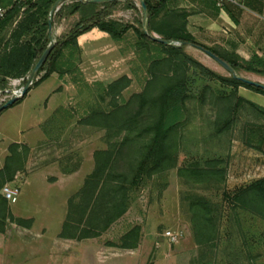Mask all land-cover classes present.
I'll list each match as a JSON object with an SVG mask.
<instances>
[{
    "label": "rangeland",
    "instance_id": "1",
    "mask_svg": "<svg viewBox=\"0 0 264 264\" xmlns=\"http://www.w3.org/2000/svg\"><path fill=\"white\" fill-rule=\"evenodd\" d=\"M119 1L108 19L144 30V16L139 1ZM93 3L90 12L103 8L102 3ZM236 3L245 5L246 2L237 0ZM74 4V0H65L53 13L48 33L54 43L60 42L81 20L82 12L90 8L89 5H83L80 8L82 12L70 13ZM61 6L62 9L58 11ZM22 19L21 11L0 28L1 55L7 54L16 47L17 42L26 39L15 36ZM93 29L94 41L91 44L83 49L67 46L62 50L58 67L67 70V73L56 75L60 80L48 81L39 89L45 92L46 89L54 88L62 92L53 112L43 116L41 125L50 143L46 159L53 164L54 169L34 174L37 168H33L37 165H33L32 154L29 153L28 167L7 183L18 190L16 195L7 200L10 212L15 217L31 219V226V217H35L36 222L32 228L7 223L5 232L0 234V264H264V222L246 212H240L235 217L222 201L224 189L248 183L264 174V155L259 153L264 120L249 106L243 105L231 129L217 133L213 123L214 106L208 103V98L202 104L199 94L205 85L215 92L224 90L229 93L231 88L201 77L192 70L189 72L191 79L187 103L189 117L182 129L177 165L162 175L146 180L131 192L127 212L95 243L97 247L106 245L111 248H103L99 252H74L67 242L52 240L59 231L60 222L68 210V200L74 194L77 183L60 181L61 187L51 188L48 187L51 179L55 180L59 173L65 174V170L73 172L79 169L80 175L90 173L94 168V152L107 147L105 131L87 124L85 118L94 108H108L110 98L105 97V88L123 75L131 81L122 91L120 100H127L131 95L141 92L146 79L145 66L150 58L158 54L153 49L146 52L145 48L137 47V38L132 29L120 41H113L106 33ZM233 37L241 40L238 42L243 49L257 43L263 47L259 56L253 55L248 59L235 54L240 62L250 61L255 56L264 60V16H259L256 33L243 32L242 36L235 34ZM184 51L212 71L229 76L224 68L199 48L185 45ZM216 52L224 56L221 51ZM255 65L261 68L256 62ZM15 71L10 70L6 80L18 78L11 77ZM236 73L243 78L264 83L262 74L246 70ZM32 94L33 99L39 101L41 93ZM237 95L259 105V93L239 87ZM27 104L28 107L23 106V109L7 107L0 112V157L7 145L24 139L32 140L37 135L38 129L27 130L33 111L32 105ZM34 110L37 111V108ZM259 124L263 125L262 130H259ZM20 130L23 131L22 135ZM212 158L220 159L225 169V182L221 185H194L177 175L180 166L195 161L203 163ZM195 196L205 197L221 214L217 220L218 239L212 244L200 245L195 240L189 211V202ZM134 226L140 228L136 250H122L109 245L120 243L122 235ZM166 231H170L176 240L165 237L163 234ZM40 234L41 237L36 238Z\"/></svg>",
    "mask_w": 264,
    "mask_h": 264
},
{
    "label": "trees",
    "instance_id": "2",
    "mask_svg": "<svg viewBox=\"0 0 264 264\" xmlns=\"http://www.w3.org/2000/svg\"><path fill=\"white\" fill-rule=\"evenodd\" d=\"M54 2L55 0H27L22 4L14 3L8 8L0 28L22 11L23 19L17 26L15 36L26 39L17 42L14 51L1 55V86H6L10 70H16L11 77L26 76L49 44L47 15ZM119 2H103L101 10L90 12L94 5L92 1L83 3L74 0L70 13L81 11L83 5H89L90 8L85 12L81 11V20L60 42L54 43L32 86L38 85L52 73L65 75L67 70L58 67L62 50L67 46L77 48V37L93 28L106 33L113 41H120L132 29L137 38V47L145 48L146 52L153 49L158 53L145 66L146 79L141 92L131 95L127 100H120L122 91L131 81L128 76L123 75L105 88V97L110 98L108 108H94L85 118L87 124L105 131L107 147L94 152L93 170L85 177L82 187L68 200L67 214L59 233L63 238L80 240L100 236L127 212L132 191L142 186L146 180L176 167L182 129L189 117L187 103L191 70L201 77L231 88L229 93L224 90L215 92L205 85L199 94L202 104L208 98V103L214 106L213 123L217 133L231 129L243 105L249 106L264 120V107L237 95L239 87L262 95L264 90L231 75L226 77L212 71L185 53L184 46L192 45L210 50L229 63L235 72L246 70L264 75L263 59L255 56L242 63L235 54L221 57L215 49L198 43L187 31V13L169 9L167 0L155 3L144 0L147 7L144 30L108 19L111 10ZM131 7L135 8L132 4ZM153 34L170 40L171 44L165 45L152 39ZM255 62L261 68H257ZM23 98L9 107L20 103ZM262 126L259 124V130L263 129ZM263 137L264 135L259 138V150ZM7 151L0 163V233L5 232L9 222L26 228L32 223L31 219L15 217L1 194L3 185L12 182L23 171L30 149L25 144L11 143ZM177 175L194 185H221L225 182V169L218 158L180 166L177 168ZM222 201L235 217L240 212H246L264 222V175L248 183L224 189ZM189 211L196 242L200 245L214 243L219 233L217 220L221 214L218 208L205 197L195 196L189 202ZM139 239L140 228L134 226L122 235L120 243L113 245L122 249H135Z\"/></svg>",
    "mask_w": 264,
    "mask_h": 264
},
{
    "label": "crops",
    "instance_id": "3",
    "mask_svg": "<svg viewBox=\"0 0 264 264\" xmlns=\"http://www.w3.org/2000/svg\"><path fill=\"white\" fill-rule=\"evenodd\" d=\"M149 1L151 3H155L159 0ZM236 1L237 0H167L166 4L169 9L181 10L187 13V31L198 43L221 51L224 55L236 54L244 57V59H248L253 55L259 56L263 51V47L259 46V43L249 47L247 46L243 49V46L240 45V42H238L241 40H235L233 36L235 34L242 36L243 32L256 33L258 31L259 16H264V0H238L239 2H246L245 5H242L241 3L238 4L236 3ZM4 4L8 5V0H4ZM93 31L94 29H91L90 31L79 35L80 37H84L80 42L79 36L77 37V45L80 49L85 48L88 44H91V42L94 41V36L92 34ZM56 75V73H52L47 79L39 83L36 87H31L23 100L11 108L14 109L16 107H22L23 109V106L24 108L28 107L27 103H30L32 105L33 111H31L29 118L31 123L28 124L27 130H31L33 128L38 129L37 135L32 140L28 139L27 141L24 139V141L16 143L25 144L29 147L30 153L32 154L33 165H37L33 168H37L34 171V174H41L54 169L53 164L50 163L48 159H46V154L48 153V151H50V149H48L50 143L47 142L48 139L45 138L46 136L41 130V125L44 118L43 116L46 113L53 112L55 104L62 97V92L54 90V88L46 89L45 92H42V90L39 89L43 87L44 83L48 81L54 82L55 79L60 80V78H58ZM5 87L1 86L0 84V90L4 89ZM32 92L41 93L39 94V101L33 99L34 94H32ZM259 105L264 107V95L262 94H259ZM36 108L37 111L34 110ZM19 132L20 135L23 134L22 130H20ZM7 147L3 148L4 154L2 157H0V160H2L7 155ZM259 153L261 156L262 154L264 155V137L261 144V151ZM45 159L47 160L46 162ZM26 163L24 169L28 167V163ZM79 171V169L73 172L65 170L63 171L65 174L59 173V175L55 176L57 177L55 180L51 179L52 182L49 183L48 187H61L62 185H59L60 181H75V183H77L75 189L73 190L75 194L82 187L85 177L89 174L88 173L80 175L78 174ZM66 214L67 210L65 211L64 218H62V221L60 222L58 233L55 235V237L52 238L53 241L54 239H58L67 242L69 248L73 249L74 252H87L89 250L90 252H99L100 250H103V248H111L107 247L106 245H100L98 247L96 246L97 241L102 237L103 233L98 237L84 238L80 240L61 237L59 233L61 231V227L65 220ZM31 218L33 219L34 225L36 222V218ZM42 234L36 236V238H40ZM109 245L113 246V244ZM137 247L135 249L118 248L122 250H136Z\"/></svg>",
    "mask_w": 264,
    "mask_h": 264
},
{
    "label": "water",
    "instance_id": "4",
    "mask_svg": "<svg viewBox=\"0 0 264 264\" xmlns=\"http://www.w3.org/2000/svg\"><path fill=\"white\" fill-rule=\"evenodd\" d=\"M65 1V0H55V2L53 3L50 11H49V18H48V26L49 29L51 28V17L53 15V13L59 8V5H61V3ZM79 2H85V0H76ZM92 2H109V1H116V0H89ZM140 3V8L142 11V14L144 16V21H143V26H146V16H147V7L146 4L144 2V0H138ZM152 39L163 43L165 45H169L171 44L170 40H165V39H161L159 38L157 35L153 34L151 36ZM181 44V43H180ZM179 44V45H180ZM54 46V42L50 40L49 44L47 45V47L44 49V51L42 52V54L39 56V58L37 59V61L35 62V64L33 65L31 71L29 72L26 82L24 84V87L21 91V94L17 97H12L10 99H8L5 103L0 105V112L3 111L4 109H6L7 107H9L10 105L14 104L16 101H18L19 99H22L25 95V93L31 88V86L33 85V82L36 80V74L38 72V70L40 69V67L44 64V62L46 61L50 51L52 50ZM201 51H203L208 57L212 58L215 62H217L222 68H224L229 75L233 76L234 78L241 80L249 85H252L254 87L260 88L262 90H264V83L262 82H255L246 78H243L239 75H237V73L235 72V70L233 69V67L227 63L226 61H224L223 59H221L219 56L215 55L213 52H211L208 49H204L201 47H198Z\"/></svg>",
    "mask_w": 264,
    "mask_h": 264
},
{
    "label": "built area",
    "instance_id": "5",
    "mask_svg": "<svg viewBox=\"0 0 264 264\" xmlns=\"http://www.w3.org/2000/svg\"><path fill=\"white\" fill-rule=\"evenodd\" d=\"M11 3L8 5L4 4V0H0V24L2 20L4 19L6 12L8 8H10L14 3L22 4L23 2L27 0H10ZM22 9H24L22 7ZM26 77H18V78H11L7 79L6 87L2 90H0V105L5 103L8 99L12 97H17L21 94V91L24 87V84L26 82ZM1 193L4 196L6 200L12 198L14 195L18 193V190L16 188H11L7 184L3 185L1 188ZM165 237H168L170 240H176V237L170 232L166 231L163 234Z\"/></svg>",
    "mask_w": 264,
    "mask_h": 264
},
{
    "label": "bare ground",
    "instance_id": "6",
    "mask_svg": "<svg viewBox=\"0 0 264 264\" xmlns=\"http://www.w3.org/2000/svg\"><path fill=\"white\" fill-rule=\"evenodd\" d=\"M83 38H84L83 36H81V37L79 36V42L82 41Z\"/></svg>",
    "mask_w": 264,
    "mask_h": 264
}]
</instances>
